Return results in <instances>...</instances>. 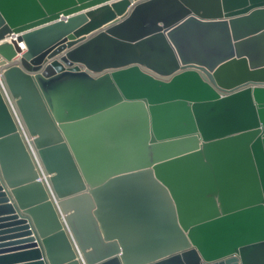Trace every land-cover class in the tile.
I'll return each instance as SVG.
<instances>
[{"label":"water","instance_id":"water-1","mask_svg":"<svg viewBox=\"0 0 264 264\" xmlns=\"http://www.w3.org/2000/svg\"><path fill=\"white\" fill-rule=\"evenodd\" d=\"M0 75V264H264V0H0Z\"/></svg>","mask_w":264,"mask_h":264},{"label":"built area","instance_id":"built-area-1","mask_svg":"<svg viewBox=\"0 0 264 264\" xmlns=\"http://www.w3.org/2000/svg\"><path fill=\"white\" fill-rule=\"evenodd\" d=\"M11 38H12V37H9V38H7V40L10 41ZM0 85H1V87L3 88L5 94L7 95V99H8V101H9V104H10V106H11V108H12L14 114H15V117H16V119H17V121H18V123H19V125H20V127H21V130H22V133H23L24 138H25V140H26V143H27L29 149H30L31 152H32V155H33V157H34V161H35V164H36V168L38 169V172H39V177H38V179H39V181H42V182L48 187V189L50 190V193H51V197L54 199V201H56L55 195H54V193L52 192V190H51V186H50V183H49V177H50V174H48V173L45 171L43 165L41 164V162H40V160H39V158H38V156H37L36 151L34 150V147H33V144H32L33 137L30 136V135L28 134V132L26 131L25 127L23 126L22 121H21V119H20V116L18 115L17 111L15 110V107H14V105H13V101H12V99L10 98V96L8 95L7 90H6V88H5L4 84H3V81H2L1 75H0Z\"/></svg>","mask_w":264,"mask_h":264},{"label":"crops","instance_id":"crops-1","mask_svg":"<svg viewBox=\"0 0 264 264\" xmlns=\"http://www.w3.org/2000/svg\"><path fill=\"white\" fill-rule=\"evenodd\" d=\"M3 92H4V91H3ZM4 96H5V99H6L7 103H8V105H9V108H10V110H11V112H12V114H13V116H14V118H15L17 124H18V128H19V131H20V133H21V136H22V138H23V140H24V142H25V144H26L28 150L30 151V153H31V155H32V152H31V150L29 149V147H28V145H27V143H26V140H25L24 135H23V133H22L21 127H20V125H19V123H18V121H17V119H16V117H15V114H14V112H13V110H12L10 104H9V101H8V99H7V95L5 94V92H4ZM15 110H16V108H15ZM16 111H17V110H16ZM37 156H38V155H37ZM32 157H33V155H32ZM33 159H34V157H33ZM34 162H35V161H34ZM47 188H48V187H47ZM48 190H49V189H48ZM49 191H50V190H49ZM50 194H51V193H50Z\"/></svg>","mask_w":264,"mask_h":264},{"label":"bare ground","instance_id":"bare-ground-1","mask_svg":"<svg viewBox=\"0 0 264 264\" xmlns=\"http://www.w3.org/2000/svg\"><path fill=\"white\" fill-rule=\"evenodd\" d=\"M22 43H23V44H22ZM18 45H19V48H20V51L18 52V57L21 58L23 52H24L27 48H26V45H25L24 42H19ZM80 255H81V257H83L82 253H81Z\"/></svg>","mask_w":264,"mask_h":264},{"label":"rangeland","instance_id":"rangeland-1","mask_svg":"<svg viewBox=\"0 0 264 264\" xmlns=\"http://www.w3.org/2000/svg\"><path fill=\"white\" fill-rule=\"evenodd\" d=\"M23 44V43H22ZM23 124V123H22ZM56 198V197H55ZM52 200L54 201V199L52 198Z\"/></svg>","mask_w":264,"mask_h":264}]
</instances>
